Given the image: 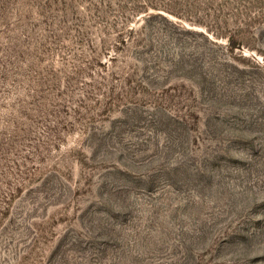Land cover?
I'll use <instances>...</instances> for the list:
<instances>
[{
    "label": "rangeland",
    "instance_id": "rangeland-1",
    "mask_svg": "<svg viewBox=\"0 0 264 264\" xmlns=\"http://www.w3.org/2000/svg\"><path fill=\"white\" fill-rule=\"evenodd\" d=\"M0 264H264V0H0Z\"/></svg>",
    "mask_w": 264,
    "mask_h": 264
}]
</instances>
